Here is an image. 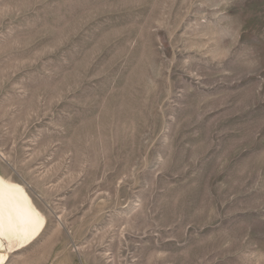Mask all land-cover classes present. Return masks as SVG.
I'll return each instance as SVG.
<instances>
[{"label":"rangeland","instance_id":"obj_1","mask_svg":"<svg viewBox=\"0 0 264 264\" xmlns=\"http://www.w3.org/2000/svg\"><path fill=\"white\" fill-rule=\"evenodd\" d=\"M0 198V264H264V0H0Z\"/></svg>","mask_w":264,"mask_h":264},{"label":"bare ground","instance_id":"obj_2","mask_svg":"<svg viewBox=\"0 0 264 264\" xmlns=\"http://www.w3.org/2000/svg\"><path fill=\"white\" fill-rule=\"evenodd\" d=\"M1 199V198H0ZM29 209L24 201H18L15 204L0 200V224L5 228L14 227L16 225V216L20 215L25 222L29 223ZM31 229L25 230L29 234Z\"/></svg>","mask_w":264,"mask_h":264}]
</instances>
